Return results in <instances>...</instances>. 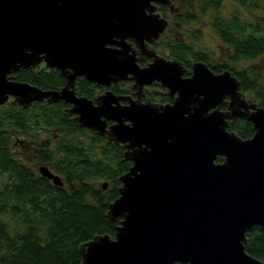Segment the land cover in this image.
Listing matches in <instances>:
<instances>
[{
  "label": "water",
  "instance_id": "obj_1",
  "mask_svg": "<svg viewBox=\"0 0 264 264\" xmlns=\"http://www.w3.org/2000/svg\"><path fill=\"white\" fill-rule=\"evenodd\" d=\"M168 1L0 0V104L65 100L79 125L125 143L131 164L106 212L114 232L82 242L81 264H264L244 247L246 231L264 227V107L244 99L227 69L197 61L182 77L175 60L140 67L129 52L128 37L142 46L165 28L154 2ZM41 60L59 69L62 87L11 77ZM129 73L138 86L156 78L177 94L121 104L111 90L93 102L71 88L76 75L109 85ZM237 116L252 122L251 136L227 128ZM39 171L63 183L46 164Z\"/></svg>",
  "mask_w": 264,
  "mask_h": 264
},
{
  "label": "trees",
  "instance_id": "obj_2",
  "mask_svg": "<svg viewBox=\"0 0 264 264\" xmlns=\"http://www.w3.org/2000/svg\"><path fill=\"white\" fill-rule=\"evenodd\" d=\"M195 1L212 30L231 48V60L261 58V71L247 65V72L238 74L241 89L251 91L264 107V21L253 16L255 4L264 0H231L227 17L220 13L224 0ZM185 44L178 37L171 43L179 56L186 53ZM11 77L43 88L60 83L53 70L20 68ZM65 105L37 100L26 107L12 101L0 104V264H81L82 242L114 232L106 212L118 195L119 175L131 160L124 157V145L79 125ZM231 129L242 137L253 132L244 119ZM41 164L59 174L63 183L42 175ZM245 235V250L264 261V227L255 225Z\"/></svg>",
  "mask_w": 264,
  "mask_h": 264
},
{
  "label": "flooded vegetation",
  "instance_id": "obj_3",
  "mask_svg": "<svg viewBox=\"0 0 264 264\" xmlns=\"http://www.w3.org/2000/svg\"><path fill=\"white\" fill-rule=\"evenodd\" d=\"M193 2H195V0H193ZM154 3L156 5L155 12L159 13L160 16H163L167 19V24L165 28L159 33L158 37L152 38L150 40L145 39L142 46L137 45L133 38H130V37L127 38V41H129L132 47V49H130L129 52H133L135 56V62L140 67L148 66L150 63L154 61V58H157V57L162 58L166 61L175 60L179 63L178 67L182 71L180 72V76L188 77L192 74L193 63L197 61H202L206 63L208 68L212 70L214 73H219L226 69L229 70V72L232 75L236 76L237 79L239 80V90L242 92L244 99L248 103H250V101H255V103L259 105L256 100L247 98L245 96L244 92H251V91H245L241 89L240 78H239L238 73L240 71L242 73H246L247 65L254 66V68H257L261 71L262 66H261V61L259 60L261 58H258L256 61H250L248 62L249 64L245 63L244 61L245 59L231 60L230 59L231 48L227 46L223 42V40L220 38L219 34H217L214 31H213L214 34L207 32V36H211L213 39H216V41L210 44V46L201 47L199 45L201 43L197 41L198 34L196 33V31L198 32V30H201L202 26H206L210 28L211 26L208 24L209 19L204 18V14L199 10V6L197 2L196 4L189 2L186 5V3L183 0H181L178 6L173 5L172 0L168 1L167 3H161V2H154ZM166 5L169 6L168 7L169 12L165 10V7H167ZM255 6H256L254 9L255 12L253 16H255V18L259 17L260 20L262 19L264 21V13L259 12V10H261V7L264 8V4L256 3ZM187 8H189V12L186 11ZM182 9L183 11H181ZM228 13H225L222 16L226 15L227 17ZM242 13L244 14L245 12H242ZM186 14H188V17H186ZM206 14L210 16L213 14V11L211 13H206ZM171 24H174L173 25L174 28L177 29L181 33L182 36L178 38H180L184 43H186L185 45L187 47L183 49V51L186 53L182 56L181 55L179 56L178 53L174 51L171 45V43L173 42V39L177 37L175 36V33L172 30V27H169V25ZM171 30H172V34L170 33ZM192 30H195V31H192ZM164 34H168L170 37V40L166 42L167 39L165 38L164 42L162 43L161 40ZM198 52L201 53V56L197 55ZM202 55L204 57H202ZM20 68H24V67H20ZM30 68L35 73H38L40 71H50V70L57 72V74L60 76V83L53 88H46V89H59L65 84V78H63L62 75L59 73V69L53 66L51 67L46 66L43 60H41L34 67H29L27 69H30ZM131 76H132V73H129L126 78H121L116 81H112L109 85H101L93 81H89L88 79L84 77V75H76L75 80L73 82V86L72 87L70 86V87L74 89L75 95L86 96L87 98L92 99L93 102H95V97L97 95L103 93L105 90H111L116 95L125 96V97L119 98V101L121 104L129 103L131 100H137L141 103H152V102L157 103V104L171 103L177 94L176 91L173 94H171L169 88L167 86L162 85L161 81L156 78H154L150 82L143 83L141 86H138V84H136L135 79L132 78ZM18 80H21V79H18ZM85 87H87V89L83 90ZM11 98L12 97L10 96L9 99ZM227 99L228 97L225 98V100ZM9 101L11 100H8L7 102ZM37 101H41L43 103H50V102H47L46 99L37 100ZM58 101L64 102L66 104L65 110L69 111V107L72 105L71 102H68L65 100H58ZM12 102H17V101H12ZM53 102H56V101H53ZM221 109L225 110L227 109V106L221 105ZM252 109L253 108L250 107L246 109V111L247 112L252 111ZM71 114L74 117L75 113H71ZM242 119L250 121L243 116H237L236 118L228 117L227 118L228 120L227 128L229 130L235 131L234 129H231V126H234L236 123H238ZM107 122L109 124L112 122V120H108ZM251 127H252V122H251ZM45 139L47 143L50 142L52 140V135L46 136ZM21 140H22V144H24L25 141L23 139ZM118 144L124 145L125 147V143L118 142ZM33 151H35V149H33ZM25 152L29 153L31 157H34V154L31 151L25 150Z\"/></svg>",
  "mask_w": 264,
  "mask_h": 264
},
{
  "label": "rangeland",
  "instance_id": "obj_4",
  "mask_svg": "<svg viewBox=\"0 0 264 264\" xmlns=\"http://www.w3.org/2000/svg\"><path fill=\"white\" fill-rule=\"evenodd\" d=\"M183 1L186 3V5H187L189 2H192V3H195V4H196V1L193 2V0H183ZM180 2H181V0H172V4L175 5V6H178ZM166 6H167V7H165V10H166L167 12H169V9H168L169 6H168V5H166ZM232 8H233V3L231 2V0H224V1H223V4H222L221 7H220V13H221L222 15H224L225 13L231 12V9H232ZM183 9H184V8H183ZM183 9H182L181 11H183ZM258 10H259V9H258ZM211 12H212V11H209L208 13H211ZM259 12L264 13V10H259ZM243 15L245 16V13H244ZM247 16H248V15H247ZM205 17H206V16H204V18H205ZM248 17H250V16H248ZM250 18H251V17H250ZM257 18H259V17H257ZM181 19H182V18H181ZM259 20H260V18H259ZM260 21H261V20H260ZM259 24H260V23H259ZM173 25H174V24H171V25H169V27H172V30L174 31L175 36H177V37L182 36L181 33H180L177 29H175ZM167 30H168V29H167ZM172 30H171V32H170L171 34H172ZM188 31H190V30H188ZM192 31H195V30H192ZM207 32H210L211 34H214L213 30H212L210 27H206V26H202V29H201V30H198V33H197V31H196V33L198 34V36H197V41H198L199 43H201V44H199L201 47H204V46H210V44H212V43H214V42L216 41V39H213L211 36H207ZM168 34H169V32H168ZM168 34H164V36H163V38H162V40H161L162 43L164 42L165 38L167 39L166 42H168V41L170 40V37H169ZM192 36H193V34H192ZM257 59H258V58L251 59V60L247 59V60H244V61H245V63L249 64L248 62H250V61H256ZM244 93H245V96H246L247 98H251V99L256 100L251 92H244ZM18 149H19L20 152H21V149H20L19 147H17V152L20 153V152L18 151Z\"/></svg>",
  "mask_w": 264,
  "mask_h": 264
}]
</instances>
